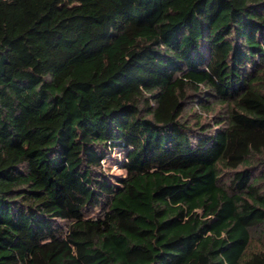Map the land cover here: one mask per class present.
<instances>
[{"label":"trees","instance_id":"obj_1","mask_svg":"<svg viewBox=\"0 0 264 264\" xmlns=\"http://www.w3.org/2000/svg\"><path fill=\"white\" fill-rule=\"evenodd\" d=\"M261 231L264 0H0V264H264Z\"/></svg>","mask_w":264,"mask_h":264},{"label":"rangeland","instance_id":"obj_2","mask_svg":"<svg viewBox=\"0 0 264 264\" xmlns=\"http://www.w3.org/2000/svg\"><path fill=\"white\" fill-rule=\"evenodd\" d=\"M209 114L212 115L211 113ZM205 118L207 120L209 118V115H205ZM111 172L115 174L123 173L117 166H114ZM252 248V250L255 251L264 250V232L261 231L254 234V239L252 240Z\"/></svg>","mask_w":264,"mask_h":264}]
</instances>
